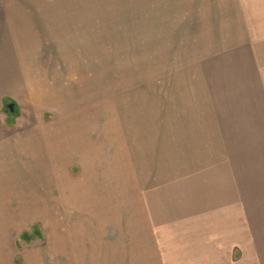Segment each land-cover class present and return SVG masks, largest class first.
<instances>
[{
  "label": "rangeland",
  "instance_id": "rangeland-1",
  "mask_svg": "<svg viewBox=\"0 0 264 264\" xmlns=\"http://www.w3.org/2000/svg\"><path fill=\"white\" fill-rule=\"evenodd\" d=\"M8 26L22 33L1 39ZM10 60L55 90L57 104L38 112L21 92L3 99L0 120L13 137L51 128L58 101L78 103L95 164L73 158L63 173L77 179L87 165L98 173L105 189L94 215L110 220L107 230L134 229L124 204L134 205L136 186L144 224L155 228L154 212L169 208V229L182 234L197 230L195 205L214 184L224 196L223 184L262 182L264 0H0L3 73ZM65 211L68 225L80 224ZM11 240L22 264L27 249H47L50 233L33 220Z\"/></svg>",
  "mask_w": 264,
  "mask_h": 264
},
{
  "label": "crops",
  "instance_id": "crops-1",
  "mask_svg": "<svg viewBox=\"0 0 264 264\" xmlns=\"http://www.w3.org/2000/svg\"><path fill=\"white\" fill-rule=\"evenodd\" d=\"M8 28L1 39L21 32L13 26ZM19 53L18 61L23 58ZM10 62L12 73L0 69V104L21 92L38 112L47 109V100L57 104L55 90L49 94L31 70H23L21 63L16 72L15 62ZM58 102L60 116L51 128L32 132L28 126L12 137L5 120H0V264H16L12 235L33 220L48 227L50 244L47 249H27L22 264H47V258L53 264H264V169L260 183L244 177L247 187L252 184L248 190L223 184L228 187L223 196L217 189L220 185L214 184L213 196L200 198L195 205L197 230H183L182 234L169 229L174 217V210L169 208L156 210L155 216L152 209L155 228L144 224L142 198L136 186L134 205L124 204L128 210L124 216L134 221V229L110 231V220L94 215L96 197L105 189L98 173H90L88 165L77 179L63 173L73 158L94 166L93 151L98 148L87 143L86 124H79L76 116L78 103L73 106L71 99L66 105ZM32 173L38 175L32 177ZM65 208L83 226L68 225L62 219Z\"/></svg>",
  "mask_w": 264,
  "mask_h": 264
},
{
  "label": "water",
  "instance_id": "water-1",
  "mask_svg": "<svg viewBox=\"0 0 264 264\" xmlns=\"http://www.w3.org/2000/svg\"><path fill=\"white\" fill-rule=\"evenodd\" d=\"M7 109L10 110V112H13L14 111V104L8 105Z\"/></svg>",
  "mask_w": 264,
  "mask_h": 264
},
{
  "label": "trees",
  "instance_id": "trees-1",
  "mask_svg": "<svg viewBox=\"0 0 264 264\" xmlns=\"http://www.w3.org/2000/svg\"><path fill=\"white\" fill-rule=\"evenodd\" d=\"M25 240L27 239V234H24V236H22Z\"/></svg>",
  "mask_w": 264,
  "mask_h": 264
}]
</instances>
